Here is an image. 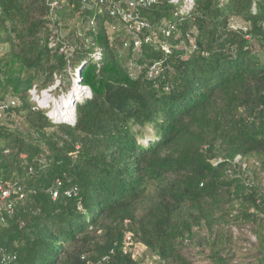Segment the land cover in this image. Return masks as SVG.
Masks as SVG:
<instances>
[{"label":"trees","instance_id":"16d2710c","mask_svg":"<svg viewBox=\"0 0 264 264\" xmlns=\"http://www.w3.org/2000/svg\"><path fill=\"white\" fill-rule=\"evenodd\" d=\"M96 1L0 0V264H264V0H158L139 50Z\"/></svg>","mask_w":264,"mask_h":264},{"label":"built area","instance_id":"2783aa9c","mask_svg":"<svg viewBox=\"0 0 264 264\" xmlns=\"http://www.w3.org/2000/svg\"><path fill=\"white\" fill-rule=\"evenodd\" d=\"M183 1H184L183 10L188 11L189 4L191 3L192 0H183ZM157 2L158 0H128L126 2L127 8L125 9L122 8L120 4L112 7V6H106L104 0L96 1L97 4L105 7L108 14H110L112 17L118 16V18L125 24L127 33L135 35L134 48L136 50H139L141 48L143 42L146 44L155 42V40H153L152 35H147L144 38L140 37L142 31L148 29L150 26L149 24H147V22L139 19L138 11L141 8H150L151 6L155 5ZM112 29L115 30V27H112ZM172 29H174L173 26L163 30V34L166 36V38L171 36ZM163 50L167 54H171V48L167 44L163 45ZM157 73H158L157 66L151 68L150 76H153ZM19 193H21V188L17 187L16 185H10V184L6 186L0 185V202H5L6 200L10 199L12 194H19ZM66 195L71 196V192H67ZM53 196L54 198H56L58 196V192L54 191ZM8 208L12 209V205L10 204ZM131 238H132L131 234H128V236L126 237L127 245L132 244Z\"/></svg>","mask_w":264,"mask_h":264},{"label":"rangeland","instance_id":"374dc122","mask_svg":"<svg viewBox=\"0 0 264 264\" xmlns=\"http://www.w3.org/2000/svg\"><path fill=\"white\" fill-rule=\"evenodd\" d=\"M231 24H232V28H234V29L246 27V25H244L240 21H236V22L232 21ZM111 31H113V29ZM5 46H0V50H2L3 47H5ZM71 75H73V73ZM64 79L67 81V78L64 77ZM60 80L61 79L59 78V80L57 81V84L48 90H44L41 93H37L36 91L33 90L31 94H32L34 100L39 105V107L46 110L48 116H50L52 119H54L57 122L66 121V122L72 123V122H74V119H73V118H75L74 115H73V118H69L67 120H62V119H65V117H60V114L66 110L64 107V103H63L64 100L68 98L69 94L74 90V87H76L77 85L79 86V84H78L77 78H76L74 81H72V85L68 89V91L64 92V91H62V86L64 84H61ZM85 92L86 93H82V95L79 96V99L74 100L73 109H74V104L76 103V101L81 102L83 99H85L86 97H88L90 95L89 90L88 91L85 90ZM1 112L3 113L2 108H0V113ZM73 113H74V110H73ZM145 134H146V138H148V139L153 137V134H149L148 130L145 131ZM139 138L141 139V137H139ZM236 234H240V232L236 231ZM246 237L251 238L249 232H246ZM252 240L255 241V238L252 237ZM145 251H146V247L144 245H142V244L134 245V251L133 252H134V257L136 259H138L142 255L144 256ZM151 257L152 256L150 255V253L147 254L144 264H159L155 259H152ZM196 260H198L197 264H207V262L200 261V259L197 257H196Z\"/></svg>","mask_w":264,"mask_h":264},{"label":"bare ground","instance_id":"6f19581e","mask_svg":"<svg viewBox=\"0 0 264 264\" xmlns=\"http://www.w3.org/2000/svg\"><path fill=\"white\" fill-rule=\"evenodd\" d=\"M84 89L86 91H88L87 88H84V87H82L80 85L79 86L77 85L76 87H74V90L69 94L68 98L64 100L63 103H64V107H65L66 110L63 111V113L60 114V117H65V119H62V120H67L69 118H73V115L75 117V113H73V110H74L73 109V102H74V100L79 99V96H81L82 93H86ZM73 119L75 121V118H73ZM64 122H66V121H64ZM68 123H70V122H68ZM72 123H74V122H72Z\"/></svg>","mask_w":264,"mask_h":264},{"label":"water","instance_id":"95a60500","mask_svg":"<svg viewBox=\"0 0 264 264\" xmlns=\"http://www.w3.org/2000/svg\"><path fill=\"white\" fill-rule=\"evenodd\" d=\"M80 71L81 70H79L78 71V75H79V77H80ZM77 82L79 83L80 82V78L77 80ZM88 90H89V93H90V89L89 88H87ZM74 113H75V119H76V103L74 104ZM75 122V121H74Z\"/></svg>","mask_w":264,"mask_h":264}]
</instances>
